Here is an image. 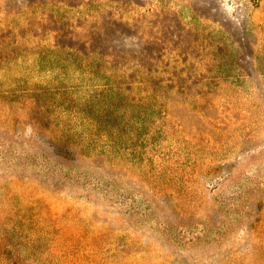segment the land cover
<instances>
[{
	"label": "rangeland",
	"instance_id": "1",
	"mask_svg": "<svg viewBox=\"0 0 264 264\" xmlns=\"http://www.w3.org/2000/svg\"><path fill=\"white\" fill-rule=\"evenodd\" d=\"M0 264H264V0H0Z\"/></svg>",
	"mask_w": 264,
	"mask_h": 264
}]
</instances>
